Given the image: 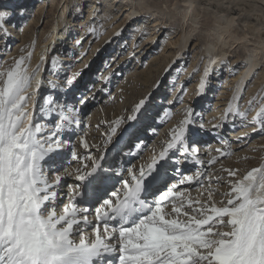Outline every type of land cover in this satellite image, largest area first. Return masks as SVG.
Instances as JSON below:
<instances>
[{
    "label": "rangeland",
    "instance_id": "374dc122",
    "mask_svg": "<svg viewBox=\"0 0 264 264\" xmlns=\"http://www.w3.org/2000/svg\"><path fill=\"white\" fill-rule=\"evenodd\" d=\"M5 2L7 1L0 3V8ZM12 2H19L22 13L17 15L13 4L7 5L10 10H2L8 13V19L5 24L7 35L0 29V71L10 67L16 59L28 57L30 53V57L25 61L29 71L32 58L40 44L45 42L47 34L50 35L57 11L63 2L68 4L67 15L69 14L68 18L76 28L74 38L80 35L78 41L72 40L73 36L70 35L65 44H60L62 49L59 51V64L60 67L64 66L62 72L54 75L56 70L49 64L44 77L40 76L39 82L42 85L55 76L53 81L60 89V97L55 103L51 102V110L46 104H40L39 101L35 103L37 109L34 114L38 119L43 118L40 121L45 131H55L54 125L61 124L58 117L62 110L71 121L67 124L70 128L64 124L63 133L60 134L65 143L62 167L58 174L68 179L60 189L62 202L57 209L58 213H62L64 205L69 203L76 175L83 174L82 172L96 163L99 165L106 162L105 168L111 171L109 174L114 178L113 183L119 188L122 182L128 179L125 176L136 173V170L146 165L148 161L145 160L152 152L155 157L159 148L162 147L163 150L167 147L173 131L178 129L189 109L193 112L194 123L187 126V141L189 145L198 144L200 148L196 147V153L189 148L188 156L192 162L185 164L187 168L179 169V172L176 166L171 168L170 174H167L159 187V193H163L176 184L177 191L181 193L175 201L163 202L162 214L167 213V219H188L183 213L178 216L172 212L173 204L180 206L181 201L185 209L189 201L194 205L196 201L202 204H211L215 200L226 201L224 194L230 192L231 182L242 179L252 166L259 167L264 163V131L254 130L258 126L247 130L253 126L251 113L264 101L263 60L258 64L252 79L249 78L248 84L240 90L238 97L242 98L234 103L233 110L238 106L240 112L246 113L245 118L241 119L234 111L225 113L227 128L225 127L223 132L226 143L222 149L215 150L216 155L211 156L207 153L209 151L205 152L209 143L206 136L214 135V128L211 129L207 125L214 117L218 119L221 109L230 101L234 88L229 85H232L231 82L238 76V70L246 62L248 51L242 44L234 45L227 41L220 59L224 63L218 64V73H212L207 80V92L210 96L206 94L202 97V104L196 106L193 103V93L206 60L205 45L211 40L210 36H206L201 20L196 24L192 21L177 23V12L168 21L161 18L157 20L143 10L128 15L127 8L130 4L124 8L118 1L112 2L108 8L104 0ZM91 4L93 8L90 7ZM95 5L97 7L92 12ZM181 44L184 46L180 47ZM76 73L81 75L75 76ZM71 77L75 79L73 84L68 86L66 81ZM106 77L110 78L107 83ZM46 85L48 86V83ZM42 88L40 96L43 95V98L44 90L49 88ZM68 91L74 95L70 99L66 96ZM84 96L86 103L81 104L80 100ZM145 97H149L146 103L137 109V105ZM69 107H74L77 111L68 112ZM79 111H84V114H81L82 120L79 118ZM78 118L77 124L75 122ZM215 126L217 125L214 124ZM242 130L247 131L241 133ZM191 135L203 136V141H194ZM114 141H119L118 144L124 148L120 154L116 149V153L111 150L112 153L109 152L108 155H114L115 160L126 153L128 156L124 161H121V158L118 163L110 164L104 158ZM72 152L77 154L76 160L72 159ZM257 159H261V162H257ZM210 160L215 162L209 164ZM77 169L81 171L78 173ZM129 169H132L131 174ZM227 170H235L237 175L230 177ZM116 173H119L118 177ZM184 176L200 179L199 182L194 180L192 183L180 184L179 181ZM49 179L51 182L53 177ZM209 189L212 190L211 200ZM159 193L154 199L158 198ZM94 214L95 207H92L87 214L92 227L84 229L86 238H89L94 229Z\"/></svg>",
    "mask_w": 264,
    "mask_h": 264
},
{
    "label": "snow or ice",
    "instance_id": "6c2138e0",
    "mask_svg": "<svg viewBox=\"0 0 264 264\" xmlns=\"http://www.w3.org/2000/svg\"><path fill=\"white\" fill-rule=\"evenodd\" d=\"M7 19L8 13L0 12V29L5 35ZM30 55L16 59L0 71V264H115L109 257L117 251L119 264H264V163L247 171L242 179L232 181L230 192L224 194L227 199L220 206L199 201L194 205L189 201L185 209L183 201L180 206L173 204L172 212L178 216L183 213L187 220L167 219L168 214H162L163 202L175 201L181 193L176 184L163 193L153 189L157 179L152 172L155 160L148 165V173L141 169L138 177L133 175L131 184L123 181L122 188H116L110 176L99 174L94 164L91 171L74 177L83 191L71 196L63 212L58 213L62 202L60 189L68 179L58 174L65 143L60 133L64 124L71 121L62 114L58 117L61 124L54 125L56 130L45 131L28 110V100H35L28 89L39 70L37 65L28 71L25 61ZM217 62V58L209 60L205 77H210ZM74 79L68 78L67 85L71 86ZM109 79L106 77L105 83ZM39 87L37 82V90ZM204 87L202 79L200 89ZM148 98L142 99L137 109ZM80 103L86 100L81 98ZM48 108L52 109L51 103ZM67 111L77 110L69 107ZM233 111L241 119L246 116L238 106L233 110L230 104L229 112ZM192 123L193 112L189 109L160 152V160L173 149L185 157L189 148L193 153L198 151L195 145L188 144L186 137L187 126ZM251 123L258 126L254 130L264 131V105ZM72 159H77L75 152ZM227 171L230 177L237 175L235 170ZM115 175L118 177L119 173ZM199 179L184 176L179 183ZM158 193V198L150 203L147 196L156 197ZM81 196L85 204L95 206L94 239L84 235V229L92 227L87 219L91 208L79 206ZM211 197L209 189V200ZM224 228L228 230H220ZM117 233L118 248L111 243Z\"/></svg>",
    "mask_w": 264,
    "mask_h": 264
},
{
    "label": "bare ground",
    "instance_id": "6f19581e",
    "mask_svg": "<svg viewBox=\"0 0 264 264\" xmlns=\"http://www.w3.org/2000/svg\"><path fill=\"white\" fill-rule=\"evenodd\" d=\"M6 1H7L5 2L6 6L5 4L1 5V8H0L1 12L2 10H6V11L10 10V7H7V5L13 4L15 5L13 6L14 9L17 10V15H20V13H22L21 11L22 8L21 6L19 7V2L18 3L12 2V0H6ZM104 1L107 3L106 8L110 7L112 5V2H115V1H118L120 4H122L121 6L124 8H126L127 5L130 4L129 7L127 8L128 15L134 14V13L136 14L140 10H143L144 12L147 13L148 16L155 17V19L157 20L158 18H161V19H164V21H168L172 17H174L176 15L175 12H177L178 13L177 15L179 16L176 18L177 23L178 21H181L182 23L186 21H192L194 24H196V23H199L201 20V23L204 24V27L206 30V36L207 37L210 36L211 40L208 41L205 45V52H207L206 60H205L204 65L202 66V69H203L202 75L200 76V78L197 79L196 87L193 93L195 97V98L193 97V103L196 106H198L200 103L202 104V100H204L202 97H205L206 94L208 97L210 96L209 92H207L208 91L207 90L208 88L207 80L210 79V77H205L204 75L205 66L208 64L209 60L212 58H217L218 62L216 65L212 66L211 74L214 72L218 73V69L216 68L218 64H221L219 63V61L222 58V55H223L222 50H224V47L226 46L227 41H231L234 45L242 44L244 47H246L248 51V54L245 57L246 62L238 70L239 71L238 76L237 78H234V80L231 82L232 85H229L232 88H234L233 93H231L230 95V101L227 103L226 107H223L221 109L220 116L218 117V119L216 120V118L214 117V119L210 120V122L208 123L209 125H207V127L211 129L214 128L212 131L214 135L206 136V138L209 139V143H207L208 150H205V152L209 151L207 153L210 154L211 156L216 155L215 150L222 149L223 144L226 143V140H224L223 131L226 127L227 122H226L224 115L225 113L229 111V105L231 104L232 108L234 107V103L237 100L236 97H238L240 90L244 88L246 83L248 84L249 78L252 79L253 75L256 72V69L258 68V64L262 62V60L264 61V0H104ZM3 2L4 0H0V3H3ZM162 4L164 5V8L162 7ZM90 7L93 8V4H91ZM96 7L97 6L95 5L92 12L96 9ZM145 9H147V11ZM68 10H69L68 4H65V2H63L62 5L59 6V9L56 15L57 18L53 22L50 35L47 34L45 42L40 44V46L37 48V52L34 54L31 64L29 66L30 68L29 72H31L32 69L36 68L37 65H39V70L35 73V76L33 77L31 81V87L28 89L29 91L28 93L32 95L35 94V100L33 101L32 99H29L27 108L33 113L35 119L39 120L40 123H41L40 121L41 118L38 119V116L34 114V112H36L35 110L37 109V107H35L36 101H39L40 104H46V107H47L48 103H51V102L55 103L54 101L58 97H60L59 96L60 89L57 88L58 86L56 85V82L53 81V78H55V76H52L51 78H49L50 80L49 82H45L46 84L48 83V86L46 84L42 85L41 83L40 84L41 87H39L38 90L36 88L37 82H39L40 76L44 77V73L48 70L49 64H51V66L56 70L55 72L56 74L54 75H58V73L62 72L63 70L62 68L64 66L62 65L63 67H60L61 60L59 58L60 57L59 51L62 49L60 44L62 42H64L65 44L67 38H70L69 37L70 35L73 36L72 40L75 39V41H78V39L80 38V35H77L74 38V35L76 34L75 33L76 28L74 27L75 25L71 24L70 19L68 18L69 17V14L67 15ZM58 42L60 43L58 44ZM121 42L122 40L120 41V43ZM183 46H184L183 44L180 45V47H183ZM41 56L45 57L43 61L40 59ZM202 79L205 81V87L203 90L200 89V83ZM42 86L49 88V89H46V91L44 90L45 95L43 98H42L43 95L40 96L41 90L43 89ZM66 96L68 99H70L74 95H72L69 92V94ZM85 96L83 97L84 99H85ZM46 101L48 103H46ZM64 101H67V100L64 99ZM207 101L209 100L207 99ZM262 105H264V101L260 105H258V107L253 113H251L253 117L257 114V112L259 111V108ZM83 112L84 111H79L78 114L79 115L84 114ZM62 114L64 115L65 112L61 111L60 116ZM79 118L80 120H82V115ZM79 118L76 120L75 123H77ZM213 123L217 126L214 127ZM67 124L68 123H66V125ZM254 127H257V126L256 125L250 126L248 127L247 130L254 128ZM67 128H70V126L67 125ZM247 130H242L241 133ZM61 133L63 132L61 131ZM195 136L192 137L191 135L194 141H197V142L203 141V138H204L203 136L201 137H195ZM118 142L119 141H114L113 146L111 148L109 147L106 151V157L104 158V160H108L110 164H113L116 162L118 163L121 158H122L121 161L122 160L124 161L128 156L127 153L123 156L120 155L119 158L117 157L116 159L117 161H116L114 158V155L111 157L110 155H108L109 152L110 153H112V151L115 152L116 149H117V153L120 154L122 152L121 150L124 147L122 148L120 144H118ZM194 145L196 147H199L198 144H194ZM161 149L162 147L159 148V150L157 149L156 150L160 152ZM129 153L132 154V152H129ZM171 153H175V154L173 155ZM153 155H155L154 152H152L150 156L148 155L147 156L148 158L151 159ZM148 158L147 160H145V162L149 161ZM171 159L175 160L177 164H179L180 168L183 167L185 169L187 168V166H185L186 163H183V162L186 160H190L188 157L181 155L180 152H177V151L171 152L170 150L168 155L165 157L164 162L170 164ZM111 160H114V161L110 162ZM257 162H261V159H257ZM170 168L171 167L169 166L166 168L162 166L158 169V171L156 170L158 182L156 185L157 187L155 189L157 188L159 189L160 185L164 182L163 179L167 176V174H170V170H169ZM251 168H254V166H252ZM245 169L246 167L244 168V170ZM199 170H201V168H199ZM132 175H135V173ZM132 175L125 176V178L127 177L133 178ZM73 184L75 187L77 182L75 181ZM76 192L77 191L75 192L73 191V194H75ZM147 199L151 203L154 197L147 196ZM214 203L217 206H220L221 202H218L217 200H215ZM85 205L86 204L83 201L80 206L83 207ZM94 238H95V232H94V235L88 239H94ZM118 242H119V239H118V233H117L116 239L112 240L111 243L115 244Z\"/></svg>",
    "mask_w": 264,
    "mask_h": 264
}]
</instances>
